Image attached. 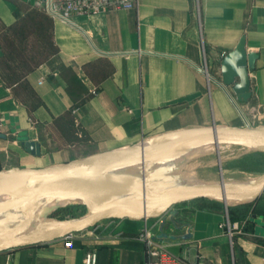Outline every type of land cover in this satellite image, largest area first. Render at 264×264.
<instances>
[{
	"label": "crops",
	"instance_id": "1",
	"mask_svg": "<svg viewBox=\"0 0 264 264\" xmlns=\"http://www.w3.org/2000/svg\"><path fill=\"white\" fill-rule=\"evenodd\" d=\"M74 22L49 17L35 0H0V171L61 165L187 128L244 127L253 115L252 126L264 124V0H137ZM241 40L253 57L246 102L221 73ZM23 137L39 155L25 151ZM216 202L174 206L179 229L169 220L162 228L173 239L158 238L161 218L110 219L71 248L62 238L11 249L0 264H84L87 254L94 264H145L136 235L146 224L187 264H264L262 202L244 214V205Z\"/></svg>",
	"mask_w": 264,
	"mask_h": 264
},
{
	"label": "water",
	"instance_id": "2",
	"mask_svg": "<svg viewBox=\"0 0 264 264\" xmlns=\"http://www.w3.org/2000/svg\"><path fill=\"white\" fill-rule=\"evenodd\" d=\"M253 66L244 42L221 62L222 83L232 85L238 101L250 93L248 69ZM237 80V82H235ZM25 151L39 155V146L22 138ZM235 146L264 152V124L187 128L145 138L117 150L95 153L65 164L43 168L12 167L0 171V252L49 243L79 233L104 220L161 218L158 238L166 220L175 229L174 206L197 199L247 205L264 191V172L243 181L178 183L174 163L195 149ZM85 209L78 218L57 219L64 204Z\"/></svg>",
	"mask_w": 264,
	"mask_h": 264
},
{
	"label": "rangeland",
	"instance_id": "3",
	"mask_svg": "<svg viewBox=\"0 0 264 264\" xmlns=\"http://www.w3.org/2000/svg\"><path fill=\"white\" fill-rule=\"evenodd\" d=\"M242 149H237L231 146H221L218 148L210 147V149L192 154L189 153L185 157L176 161L173 173L180 178L176 180L178 183L184 182H209L217 180L243 182L247 181L256 175L264 172V164H255L257 162L264 163V157H259L250 154L251 151L243 153ZM246 155L245 159H240V156ZM248 155V156H247ZM249 165L252 170L240 169L241 164ZM242 164V165H243ZM187 176H190L189 179ZM259 201H254L251 204L259 203L264 209V191ZM264 211V210H263ZM85 214V209L77 204H64L53 214L57 219L78 218ZM108 220L102 221L105 224Z\"/></svg>",
	"mask_w": 264,
	"mask_h": 264
},
{
	"label": "built area",
	"instance_id": "4",
	"mask_svg": "<svg viewBox=\"0 0 264 264\" xmlns=\"http://www.w3.org/2000/svg\"><path fill=\"white\" fill-rule=\"evenodd\" d=\"M36 5L41 8L49 17L58 19L70 25H75L77 17H92L98 13L108 10L129 9L136 7L137 0H35ZM256 121V115L246 120V126ZM146 220V219H145ZM99 224V223H98ZM156 224L145 225L136 235L145 248V264H187L185 261L169 253L165 246L156 238L153 228ZM97 225L79 233H72L65 236L62 240L68 248L73 247L75 239L87 236H94ZM237 229V225H233ZM84 264H94L91 254H87Z\"/></svg>",
	"mask_w": 264,
	"mask_h": 264
},
{
	"label": "trees",
	"instance_id": "5",
	"mask_svg": "<svg viewBox=\"0 0 264 264\" xmlns=\"http://www.w3.org/2000/svg\"><path fill=\"white\" fill-rule=\"evenodd\" d=\"M250 154H253V155H256V156H259L260 158L261 157H264V152H250ZM248 156V155H247ZM246 158V155H243V156H240V159H245ZM264 164V163H261V162H257V163H255V164ZM243 164V163H242ZM238 165V166H240V169H243V170H248V171H250V170H252V168H250L249 167V165H246V164H243V165ZM211 202H213L214 204H216L217 202L216 201H211ZM250 207L251 206H241V207H238L237 209L239 210V211H241V213L242 214H244L248 209H250Z\"/></svg>",
	"mask_w": 264,
	"mask_h": 264
},
{
	"label": "bare ground",
	"instance_id": "6",
	"mask_svg": "<svg viewBox=\"0 0 264 264\" xmlns=\"http://www.w3.org/2000/svg\"><path fill=\"white\" fill-rule=\"evenodd\" d=\"M210 147H212V146L201 147V148L195 149V151H193V152H191V153H192V154L201 153V152H204V151L210 149ZM238 148L242 149L244 152H247V150H246L245 148H242V147H238ZM187 177H188L189 179H191L190 176H187ZM189 181H190V180H189ZM224 181H225V180H224Z\"/></svg>",
	"mask_w": 264,
	"mask_h": 264
}]
</instances>
